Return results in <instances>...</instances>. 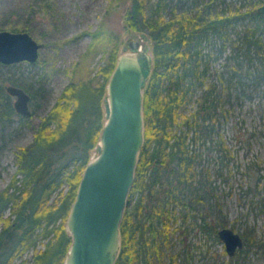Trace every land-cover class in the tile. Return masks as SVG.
Wrapping results in <instances>:
<instances>
[{
	"label": "trees",
	"instance_id": "1",
	"mask_svg": "<svg viewBox=\"0 0 264 264\" xmlns=\"http://www.w3.org/2000/svg\"><path fill=\"white\" fill-rule=\"evenodd\" d=\"M120 2L126 24L149 36L153 60L142 97L144 142L114 264H192L187 234L218 240L226 224L215 213L221 206L216 178L226 180L234 167L224 124L233 90L264 82V14L257 11L264 0H249L244 8L226 0L220 7L217 0ZM244 19L251 24L237 29ZM102 32L92 31L94 43L105 36L111 43L99 78L65 84L35 124L32 141L17 151L16 170L0 189V264H23L39 238L45 244L29 264H60L67 254L72 241L66 219L101 133L106 84L120 49L113 35ZM227 48V63L215 68L212 60ZM7 84H0V121L26 126L30 115L16 111ZM259 200L263 209L264 193ZM175 235L182 249H173Z\"/></svg>",
	"mask_w": 264,
	"mask_h": 264
},
{
	"label": "rangeland",
	"instance_id": "2",
	"mask_svg": "<svg viewBox=\"0 0 264 264\" xmlns=\"http://www.w3.org/2000/svg\"><path fill=\"white\" fill-rule=\"evenodd\" d=\"M120 1L0 0V28L13 26L16 30H23L22 27L26 26L33 37L43 43L38 49L36 62L0 63V84L21 83L31 93L28 125L18 126L17 119L5 124L0 121V189L8 184L16 170L17 151L32 141L35 124L51 107L65 84L72 79L99 78V66L107 61L111 48L105 34L110 33L113 41L119 43V53L126 40L141 34L126 24V4ZM229 1L232 5L242 4L243 8L249 5V0H226ZM217 4L218 7L225 5L223 0H217ZM247 22L248 19L240 21L237 29L251 24ZM94 30H102L104 39L102 37L94 43ZM145 43L151 50L148 35L143 40ZM226 53L228 48L212 60L215 68L227 63ZM249 82L243 91L234 89L229 98L231 111L224 124L223 136L231 149L234 167L226 180L221 176L216 178L221 206L215 211L225 226L242 234L245 243L238 252L228 255L220 237L217 240L191 231L187 234V241L194 257L192 264H264V208L261 209L259 200L264 193V82ZM10 97L13 102L15 96L10 94ZM105 103L106 100L102 103L103 111ZM90 154V158L97 155V145ZM214 163L212 160L210 165L215 166ZM5 214H9L8 209ZM45 240L39 238L36 248L26 250L23 264H29L32 253L42 248ZM172 246L174 250L182 249L179 235L174 237ZM62 262L63 259L60 264Z\"/></svg>",
	"mask_w": 264,
	"mask_h": 264
},
{
	"label": "water",
	"instance_id": "3",
	"mask_svg": "<svg viewBox=\"0 0 264 264\" xmlns=\"http://www.w3.org/2000/svg\"><path fill=\"white\" fill-rule=\"evenodd\" d=\"M264 14V2L257 6ZM145 34L126 40L106 84L105 120L97 155L86 162L66 221L71 243L63 264H114L120 246V223L139 150L144 139L143 91L152 70L153 55ZM43 43L28 30L0 28V62H35ZM129 50V51H127ZM7 92L22 115H30V93L8 83ZM217 234L228 255L243 244L242 234L222 226Z\"/></svg>",
	"mask_w": 264,
	"mask_h": 264
}]
</instances>
